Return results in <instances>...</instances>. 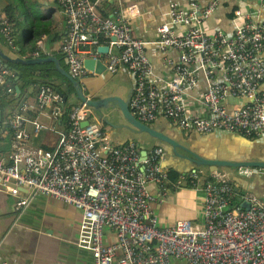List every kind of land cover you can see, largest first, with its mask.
Returning <instances> with one entry per match:
<instances>
[{
    "label": "built area",
    "instance_id": "obj_1",
    "mask_svg": "<svg viewBox=\"0 0 264 264\" xmlns=\"http://www.w3.org/2000/svg\"><path fill=\"white\" fill-rule=\"evenodd\" d=\"M103 1L56 0L67 24L61 52L82 89L90 74L85 60L105 56V72L114 74L125 68L134 77L128 107L142 123L162 115L178 128L200 134L215 130L245 137L264 134V95L257 96L264 82V23H253L249 13L237 10L235 19L241 25L232 36L207 35L201 24L216 3L200 10L196 0H190L188 12L171 3L170 22L157 27V43L162 50L178 51L179 58L169 63L171 74L157 86L148 80L152 63L145 52L146 42L132 34L138 8L127 6L103 17L98 11ZM257 1L264 6V0ZM177 25L188 30L177 34L171 28ZM0 36L8 48L16 50L6 13L0 14ZM105 45L108 51L103 54L98 49ZM41 50L43 41L39 40L33 58H40ZM194 65L206 81V90L197 98L208 109L209 118L192 117L182 103V95L196 87ZM13 77L0 58V90L9 95H16ZM35 88L34 102L26 99L19 112L9 111L0 121V137L9 138L8 152L0 155V192L14 199L17 214L36 194L72 206L81 214L77 246L91 253L94 264H264V204L246 193L240 202H247L248 209L241 203L232 205L237 191L231 176H250L253 168L213 171L202 183L200 172L194 169L171 181L161 167L162 148L147 152L141 161L137 144L114 145L97 123L90 122L91 110L85 104L72 107L69 129L59 131L61 96L47 84ZM227 95L250 102L228 112L223 105ZM29 112L45 113L52 126L29 118ZM85 120L89 124L82 126ZM44 130L58 134L56 146H31L32 136ZM151 183L157 187L156 196L148 190ZM187 184L192 189L201 186L204 194L202 225L179 220L159 226L151 203L163 198L169 187L189 188ZM107 231L113 243L105 242ZM0 264L9 263L0 260Z\"/></svg>",
    "mask_w": 264,
    "mask_h": 264
},
{
    "label": "crops",
    "instance_id": "obj_2",
    "mask_svg": "<svg viewBox=\"0 0 264 264\" xmlns=\"http://www.w3.org/2000/svg\"><path fill=\"white\" fill-rule=\"evenodd\" d=\"M173 2H176L184 12H188L190 9V0H104L98 6V11L103 17H110L113 11L127 6L138 8L139 15L131 23L132 34L137 39L146 42L145 52L152 63V73L148 76V80L157 86H160L171 74L172 67L169 63L173 64L179 58L178 51L162 50L157 43L159 39L157 27L170 22L169 5ZM196 2L200 10L216 3L214 11L201 24L202 31L207 35L221 32L225 36H232L235 28L241 25V20L235 19L237 10L249 13L253 23H264V6L257 0H196ZM9 3L13 7H11V12L14 22H11L16 50L8 48L0 36V54L10 58L31 59L36 42L42 40L43 50L40 51V56L57 59L59 66L69 72L61 52V44L67 31L66 18L56 0H18V4L14 3V0H0V14L5 15L2 9L8 7ZM25 16L28 17V21L25 20ZM30 25L39 30L41 35L37 39L25 41V34L30 33L31 30ZM171 28L177 34H183L188 30L182 25L171 26ZM16 31H20L19 34L22 33L20 45ZM103 47L108 48L106 45ZM262 56L264 57V50ZM99 60L104 64L105 56H101ZM51 64H46L47 68L44 67V69H49L48 79H51V82L55 84H63L64 80L61 74L56 70L54 63ZM34 66L19 64L17 70H24L23 79L26 81L34 78L39 79L37 71L40 67ZM193 69L196 70L195 65ZM195 76L196 87L182 95V103L192 117L209 118L208 109L197 98L200 93L206 90V81L198 70H196ZM215 80H219V75L215 77ZM105 84L118 86V90L113 93H103ZM134 86V77L127 69L120 68L112 75H97L90 72L84 81L83 91L85 95L93 98L113 95L126 100ZM30 88L27 87L28 91ZM263 95L264 82L257 90L258 97ZM27 101L34 102L35 95L32 98L28 97ZM68 103L74 106L76 101L71 98ZM242 104L237 98L230 95H227L223 102L228 112H233ZM10 111H15V108ZM92 113L89 118L95 116ZM111 114L112 116L108 117L109 122L99 119L97 121L94 120V117L92 123H97L114 145L120 146L128 142H135L139 153L142 150L150 152L155 148H162L164 155L161 167L164 170L181 174L180 170L188 172L197 169L201 175V183L209 177V168L192 166L187 162L177 160L168 145L146 132H140L129 124L116 107L111 108ZM131 115L135 118L132 113ZM28 117L36 118L47 127L52 126L50 118L45 113L31 112ZM144 125L192 152L208 158L264 163V134L245 137L222 130L200 134L194 131H184L162 115H159L153 122L144 123ZM27 127L32 133L31 126ZM0 139L2 138L0 137ZM57 142L58 134L44 130L38 135L32 136L31 146L50 149L55 147ZM256 170L251 176H237L240 179L239 182L235 181L237 191L235 199L241 201V197L249 193L264 204V169L257 168ZM148 190L156 196L157 187L155 184H149ZM14 206V199L0 192V260L9 264H94L91 253L77 246L81 219L78 210L43 194L34 195L20 214L15 212ZM203 208L204 194L201 186L198 189L181 188L178 190L169 187L163 198H155L151 203L153 216L161 227L171 226L179 220L201 226ZM113 240V235L108 231L105 232V242L110 244L113 243Z\"/></svg>",
    "mask_w": 264,
    "mask_h": 264
},
{
    "label": "water",
    "instance_id": "obj_3",
    "mask_svg": "<svg viewBox=\"0 0 264 264\" xmlns=\"http://www.w3.org/2000/svg\"><path fill=\"white\" fill-rule=\"evenodd\" d=\"M102 53H107L108 48L106 47H100L98 49ZM0 58L8 63L13 64H22V65H41L44 63H54L56 70L65 77L67 82H62L61 89H56V93H58L61 96V101L59 102V106L63 109L65 104L69 102V99H73L76 101V104H85L88 109L91 110L92 115H95L94 117L101 121L109 122V115L111 114V108L116 107L118 110L121 111L123 117L125 120L131 124L132 126L136 127L140 132H146L149 135L157 138L160 142L168 145L171 149V152L173 156L183 162H187L192 166L197 167H206L209 168L210 173L217 170H228V171H234V169L239 167H249L253 168V173L256 172L257 168L264 169V163L263 162H256V161H233V160H226V159H218V158H208L202 155H199L197 153L192 152L188 148L182 146L181 144L162 136L161 134H158L153 129L149 128L147 125H144V123H141L136 118H134L131 115V112L128 107L129 99L131 97L132 91L129 93V96L126 98V100L121 99L119 96H113V95H106L104 97L100 98H93L89 97L84 94V91L82 89V86L79 84L78 80L76 78H73L70 72H67L63 70L59 66V61L52 57H40V58H31V59H20V58H10L7 56H3L0 54ZM84 67L90 72H93L97 75H112L110 73L105 72V66L102 61L100 60H93V59H87L84 62ZM50 80H45L44 83H48ZM72 89V92L69 91V89ZM103 93H113L116 90H118V86H107L106 84L103 87ZM65 91L66 93H64ZM32 92V87L30 88L29 93ZM15 97L19 99V104L16 107L15 111L19 112L21 107L23 106L25 100L27 99V96L22 97L21 96V89L19 86H15ZM236 99V98H235ZM240 102L248 103L250 102L249 99H240L237 98ZM75 104V105H76ZM0 121H1V113H0ZM98 121V120H97ZM89 124L88 120H85L81 123L82 126H87ZM5 126L3 127V129ZM181 152V153H180ZM147 152L146 150H142L140 153V159L143 161L146 158ZM194 170V169H192ZM197 170V169H196ZM180 173H185L183 170H180ZM252 173V174H253ZM251 176V175H250ZM239 177V176H238ZM236 175H232L231 178L233 182H239V179ZM246 177V176H245ZM236 184V183H235ZM257 198V197H256ZM242 208L248 209L249 204L247 202L241 203Z\"/></svg>",
    "mask_w": 264,
    "mask_h": 264
},
{
    "label": "trees",
    "instance_id": "obj_4",
    "mask_svg": "<svg viewBox=\"0 0 264 264\" xmlns=\"http://www.w3.org/2000/svg\"><path fill=\"white\" fill-rule=\"evenodd\" d=\"M14 1L16 2V0H14ZM7 5H8V7H5L4 9H2V11H4L6 13V15L10 21L14 22V17H13V14L11 12L12 11V9H11L12 5H11V3H9ZM25 20L28 21L27 16H25ZM30 27H31L30 33L27 32L25 34V38H26L25 41H30L33 38L37 39L41 35V32L39 30L35 29L31 25H30ZM4 63L7 65V67L14 74V77L11 79V85L13 86V88H15V86L20 87L22 97L27 96V98H28V97H32L34 95L36 96L37 92L35 90L36 89L35 87L37 85L39 86V85L47 84V85L51 86L55 91H56V89L62 88L60 83L55 84V83L51 82V79H50V82L44 83L45 80H49L48 79L49 69H44V67L47 68L46 66H48V65H46V64L52 65L51 63H44L42 65V67H40V69H38V71H37L38 77H39V79L37 78L38 80L34 78V79L28 80V81L23 79V76H25L24 70H22V69L17 70L19 64L8 63L6 61H4ZM21 67H23V66H21ZM34 67H37V66L35 65ZM62 79L64 80V82H67L64 76H62ZM36 83H38V84H36ZM27 87H32L31 93H29ZM69 91L72 92L71 87H70ZM63 92L66 93L65 91H63ZM18 104H19V99L16 98L15 95H9L6 92H4V90H0V112L2 114V116H1L2 118L4 117V114H6L8 111L14 110V108L16 109ZM72 107L73 106H71L68 102L65 104V106L62 110V113L60 115L59 121L56 123V127L59 131L65 132L69 129V114L72 110ZM30 113L31 112H29V114ZM29 114H27V116H29ZM0 143H5L6 147L8 145V147L4 148V149H2L0 147V155L6 154L9 150V138L7 137V138L0 139ZM178 175H179L178 173L173 172V171L168 172V177L171 181H175L177 179ZM199 177H201L200 173H199ZM187 187L190 188V186L188 184H187ZM235 196H237V192L235 193V195L232 198V199H234L232 202L233 206L239 205L241 203L238 199L234 198Z\"/></svg>",
    "mask_w": 264,
    "mask_h": 264
},
{
    "label": "rangeland",
    "instance_id": "obj_5",
    "mask_svg": "<svg viewBox=\"0 0 264 264\" xmlns=\"http://www.w3.org/2000/svg\"><path fill=\"white\" fill-rule=\"evenodd\" d=\"M15 2V1H14ZM15 3H17L18 4V1L16 0V2ZM16 33L18 34L17 35V38H18V41H19V45H20V41H21V36H22V33L21 34H19L20 33V31H16ZM38 67H42L41 65H37ZM30 98V97H29ZM32 98V97H31ZM94 118V117H93ZM93 118L92 117H90L89 118V120L91 121V122H93L94 120H96V118H94V120H93ZM99 121V120H98ZM0 147L2 148V149H4V148H7L8 147V145H7V147H6V145H5V143H0ZM172 264H183V263H180V262H174V263H172Z\"/></svg>",
    "mask_w": 264,
    "mask_h": 264
}]
</instances>
